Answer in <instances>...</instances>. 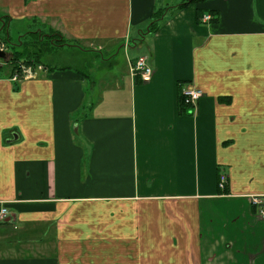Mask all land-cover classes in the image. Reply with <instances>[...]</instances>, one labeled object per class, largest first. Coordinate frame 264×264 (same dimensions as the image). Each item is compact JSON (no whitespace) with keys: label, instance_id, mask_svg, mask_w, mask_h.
Returning a JSON list of instances; mask_svg holds the SVG:
<instances>
[{"label":"crops","instance_id":"crops-1","mask_svg":"<svg viewBox=\"0 0 264 264\" xmlns=\"http://www.w3.org/2000/svg\"><path fill=\"white\" fill-rule=\"evenodd\" d=\"M182 1L0 0L69 59L0 68V264H264V0Z\"/></svg>","mask_w":264,"mask_h":264},{"label":"built area","instance_id":"built-area-1","mask_svg":"<svg viewBox=\"0 0 264 264\" xmlns=\"http://www.w3.org/2000/svg\"><path fill=\"white\" fill-rule=\"evenodd\" d=\"M211 16L206 14L203 15L202 21H209ZM3 43L4 45H2ZM8 46L0 39V49L7 51ZM12 56V55H11ZM11 56L7 57V63L10 60ZM0 60V68H2L5 64ZM8 66V65H6ZM38 71H44V67L41 64H36L33 62H25L20 60L17 62L16 67L13 72L10 74V80L16 81H25L29 79H33L36 77ZM133 71L139 76L142 82H147L152 78L153 69L147 59L146 56H138L133 65ZM180 94L184 99L185 104L189 107V115L193 114L196 110L197 102L199 98L202 96V91L196 88L193 84L185 83L180 87ZM226 182V176L224 174L219 175V186L220 188L224 187ZM252 206L254 207L255 212L263 219L264 221V201L258 197H252L251 199ZM5 209L0 210V217H4Z\"/></svg>","mask_w":264,"mask_h":264},{"label":"trees","instance_id":"trees-1","mask_svg":"<svg viewBox=\"0 0 264 264\" xmlns=\"http://www.w3.org/2000/svg\"><path fill=\"white\" fill-rule=\"evenodd\" d=\"M197 1H200V0H183L181 4L176 6V8H180V7H183V6L187 5V4H190V3H193V2H197ZM163 11L164 10L155 11L152 14L151 21H150V24H149V27H148V30L150 32H154L155 29L158 27L159 20L161 19L162 15L164 13ZM197 15H198V20H200L202 18V17L200 18V16H201V11L200 10H197ZM6 23L7 22H5L4 18L0 17V39L7 46H11L12 45L11 40L7 36V33H5L6 32V30H5L6 29ZM35 35H36L35 43H36V45L40 46V48L38 50V53H36L37 55H29V53H30V51H28L29 49H22V50L13 49V50H11L12 51L11 52L12 56H11V58L9 60V63L11 65V67H13L12 72H13L14 68L16 67L17 62H19L23 58H28V59L29 58H33L31 56H34L35 58H38V56H40L42 51H49L54 46H56L58 44L66 45V43H64V40L60 39L59 35H57L56 33L50 32L47 35H44V33H40L39 36H38V33H35L33 36H35ZM24 36L25 37H30V36H32V34H30V33L29 34H24L22 37L24 38ZM26 47H27V45L24 48H26ZM26 60L27 59H25V61ZM180 87H181V85L179 86V91H180ZM178 97H179L178 98V112H179V114L180 115L181 114L182 115H184V114H188L189 115V107L185 104L183 97L181 96V94H179Z\"/></svg>","mask_w":264,"mask_h":264},{"label":"rangeland","instance_id":"rangeland-1","mask_svg":"<svg viewBox=\"0 0 264 264\" xmlns=\"http://www.w3.org/2000/svg\"><path fill=\"white\" fill-rule=\"evenodd\" d=\"M11 46H8L6 49L8 52H12L11 50L15 49V50H22V49H29L28 51H30L29 55H37L36 53H38V50L40 48L39 45H36L35 41H36V36H30V37H25L24 38L22 36H18V35H14L12 34L10 37ZM22 44H21V43ZM20 43V44H19ZM19 44V45H18ZM27 45L26 48H24ZM57 49V48H55ZM58 51V50H56ZM136 54V52H135ZM134 54V55H135ZM33 58H23L22 61H25V59H27L25 62H33L36 64H41L43 66H45L44 62L48 65L49 62H52L53 64L56 65H62V64H66L69 63V59L67 56L58 53V52H47V51H42V53L40 54V56H38V58H35L34 56H31Z\"/></svg>","mask_w":264,"mask_h":264},{"label":"water","instance_id":"water-1","mask_svg":"<svg viewBox=\"0 0 264 264\" xmlns=\"http://www.w3.org/2000/svg\"><path fill=\"white\" fill-rule=\"evenodd\" d=\"M9 56H11V52H6L0 49V60H6Z\"/></svg>","mask_w":264,"mask_h":264}]
</instances>
